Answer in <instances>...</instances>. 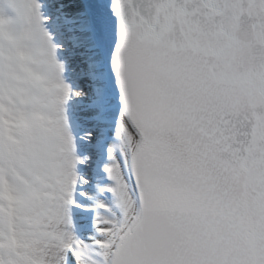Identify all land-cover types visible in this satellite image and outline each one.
Returning a JSON list of instances; mask_svg holds the SVG:
<instances>
[{"label": "snow or ice", "instance_id": "snow-or-ice-1", "mask_svg": "<svg viewBox=\"0 0 264 264\" xmlns=\"http://www.w3.org/2000/svg\"><path fill=\"white\" fill-rule=\"evenodd\" d=\"M0 0V264H264V0Z\"/></svg>", "mask_w": 264, "mask_h": 264}, {"label": "water", "instance_id": "water-1", "mask_svg": "<svg viewBox=\"0 0 264 264\" xmlns=\"http://www.w3.org/2000/svg\"><path fill=\"white\" fill-rule=\"evenodd\" d=\"M67 1L69 4V7L72 6L73 1L72 0H65ZM95 3H98L100 5L98 11L101 14H106L107 13V0H94Z\"/></svg>", "mask_w": 264, "mask_h": 264}, {"label": "bare ground", "instance_id": "bare-ground-1", "mask_svg": "<svg viewBox=\"0 0 264 264\" xmlns=\"http://www.w3.org/2000/svg\"><path fill=\"white\" fill-rule=\"evenodd\" d=\"M73 1V3H74V0H72ZM73 5V4H72Z\"/></svg>", "mask_w": 264, "mask_h": 264}]
</instances>
